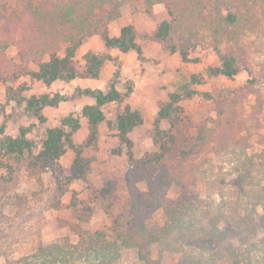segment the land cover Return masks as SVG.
<instances>
[{
  "label": "trees",
  "instance_id": "trees-1",
  "mask_svg": "<svg viewBox=\"0 0 264 264\" xmlns=\"http://www.w3.org/2000/svg\"><path fill=\"white\" fill-rule=\"evenodd\" d=\"M129 1H142L147 13L151 12L154 4H163L169 20L161 21L151 38L166 51L177 52L183 61H189V52L198 45L211 47L221 64L206 67L204 73L207 76L233 78L237 75L241 69L239 58L245 51L242 39L247 32H257L259 28L264 30V16L255 18L253 13L243 18L237 17L236 6L233 4L235 0H0V83L12 82L23 76L46 85L56 80L70 81L76 77L97 78L104 63L107 60L115 61V58L110 54L87 51L82 56L83 64H79L76 52L83 41L92 35H98L107 47H116L122 52L134 49L140 54V47L135 42L130 25L123 26L116 37L108 34L109 22L121 15V7ZM260 8L264 15V0ZM10 46L16 47L18 62L6 56L5 52ZM115 65L106 91L78 87L71 95L32 94L23 98L24 109L44 122L46 117L42 109L45 106L56 107L62 101L79 95H90L95 102L84 105L81 114L88 122L84 145L92 144L97 138L99 124L105 118L102 105L111 101L121 102L132 91L131 86L127 87L125 93L116 88L119 69L118 63ZM260 67L262 75L254 76L250 73L252 78L247 79L239 91L232 93V98L226 99L227 109L224 105H216V117L209 118L211 125L202 124L193 137L187 136L186 123L181 116L183 108L179 104L183 95L190 96L191 93H170L169 100L159 106L154 119L153 142L158 145V150L145 153L139 158L133 155L129 133L133 127L142 123L143 117L137 110L125 105L123 112L116 116L119 140L127 147L128 168L124 179L131 184L132 178L141 174L148 188V197L133 190L134 197L139 194L140 198L133 207L132 204L129 206L132 208L128 207V212L132 211V214L122 216L118 213L114 217L111 234L102 230H86L79 234L76 242L63 240L49 246L39 244L33 253L14 260L7 259L5 264H114L119 260L122 249L133 247L138 250L137 264H164L152 258L150 247L156 243L168 246L173 236L180 240V245L188 248L181 250V257L175 264H219L226 253L227 257H234V254L229 253L233 244L227 247L226 244L222 245L227 241L225 235L230 233L229 230L233 231V217L224 218L223 222L227 226L220 228L221 217H212L208 222H203L194 216H184L193 205V191L189 189L195 185L193 174L198 171L202 176L206 171L194 167L193 163L190 166L184 165V162L189 156L200 152L204 155L203 162H206L207 153L226 150L232 154L235 169H243V178L249 177L250 172L243 164L240 166L242 159L250 160L253 167L259 165L257 172L260 170L262 161L256 163L246 152L249 134L238 135L241 130L249 129L244 119L247 114L235 110L241 98L254 93L255 103L249 116L252 115L254 119L262 113L264 102L258 90L264 87V64H260ZM203 77L192 74L191 81L202 83ZM201 94L210 96L207 92ZM161 120H167L168 129L159 127ZM61 123L68 130L57 126L47 128L42 147L37 153L32 150L33 141L27 137L30 130L28 126H21L19 134L12 137L5 134V124H0V169L7 173V176L1 174L0 179L9 182L14 178L13 162L22 164L29 178L39 179L45 170L53 169L68 145L74 152L71 163L73 171L79 179L86 180L89 164L82 156V144L73 143L71 138L79 128L78 117L68 115ZM186 167H189L188 170ZM170 180L175 181L173 198L166 196ZM70 181L69 177L55 180L56 204H59L58 198L68 191ZM94 196L96 201L104 202L103 208L109 212L123 199L112 180L95 190ZM70 204L77 207L78 201L73 199ZM259 204L264 212V202L255 201L250 203L252 213ZM119 206L127 208L123 204ZM158 211L163 212L164 223H146ZM237 261L232 260L233 263Z\"/></svg>",
  "mask_w": 264,
  "mask_h": 264
},
{
  "label": "rangeland",
  "instance_id": "rangeland-1",
  "mask_svg": "<svg viewBox=\"0 0 264 264\" xmlns=\"http://www.w3.org/2000/svg\"><path fill=\"white\" fill-rule=\"evenodd\" d=\"M253 1L256 3L254 4ZM233 4L236 6L238 18L253 13L255 18L264 16L260 12L262 0H235ZM139 8H141L139 3L137 6L131 4L125 6L123 12L135 15L134 12H140ZM143 18L142 13V16H137L134 21L141 31L143 24L147 32L152 31L159 23L149 18L148 22H145ZM118 21L121 23L120 20ZM130 26L134 28L133 25ZM146 37L150 38V36ZM93 43L95 47L97 42ZM241 43L245 46V51L239 58L241 69L233 78L222 75L207 76L204 73L206 67L219 66L221 62L211 47L206 48L202 45H198L189 52V61H185L186 63L182 66L175 65L176 60L172 56L145 62L141 52L135 55V59L126 55L123 76L116 86L122 93L126 92L128 86H131L132 91L121 102L111 101L103 106L105 120L101 124L96 140L89 145L82 144V156L89 164L86 180L79 179L71 168L73 152L68 145L66 150L70 151H67L55 163L53 169L45 170L39 179L29 178L22 164L16 162H13L14 178L9 182L0 179V264H5L7 259L14 260L33 253L39 244L49 246L63 240L76 242L79 234L86 230L91 232L102 230L111 234L114 217L118 213L122 216L132 214V211L128 212V207L131 204L133 207L140 195L148 197V188L141 174L133 177L131 184L124 179L128 168L127 147L119 140L116 116L123 112L126 104L142 115V123L133 127L129 133L132 140L131 150L134 157L139 158L145 153L158 150L153 137L154 119L159 106L169 100L172 92L180 94L190 92V96L183 95L179 104L183 108L181 116L186 123L187 136L193 137L202 124L211 125L209 118L216 117V105H224L226 108V99L232 98V93L239 91L247 79L252 78V75H262L260 64H264V30L259 28L257 32H247ZM223 48L222 44L221 49ZM109 49L105 47L103 52L106 51L108 54L111 52ZM85 51L86 47L83 44L76 52L79 64H83L82 56ZM5 54L15 62L19 61L15 46H10ZM113 58H115L113 61L115 70L118 58ZM119 65L118 63L120 73ZM247 65H249L248 68ZM104 70V78L95 81V85L106 91L110 86L111 76L108 67ZM192 74L203 75V82H192ZM71 90L72 87L63 85L61 81L48 87L41 81L32 80L28 76L5 84L0 83V124H5V134L15 137L19 134L21 126H28L30 130L27 137L33 141L32 150L37 153L42 147L46 129L57 126L68 130L67 126L62 125L61 120L68 115L79 117L87 99L80 98L62 103L55 108L42 110V114L45 112L46 116V121L43 122L36 115L25 111L23 98H28L32 94H53ZM193 91L199 93H192ZM258 91L264 102V87ZM205 92L210 96L201 94ZM255 98L254 93L245 95L236 104L235 110L237 113L242 110L245 115L247 114L244 119L249 129L241 130L238 135L248 136L249 134L246 152L256 163L262 161L263 165L258 172L259 165L253 167L250 165V160L242 159L240 166L243 164L250 172L249 177L243 178V169H235L232 154L226 150L220 153H207L206 162H203L204 155L201 152L195 156H189L184 162V165L190 166L193 163L194 167L206 170L202 176L198 174V171L193 174L192 179L195 185L189 187L190 191H193V205L190 212L184 216L186 218L194 216L203 222H208L212 217H221L220 228L227 226L223 222L224 218L233 217V223H231L233 231L229 230L230 233L225 235L227 241L222 245L226 244L225 247H227L232 243L233 249H230L229 253L234 254V257H227L226 253L222 260H218L219 264H264V212L261 204L256 205L253 213L250 206V203L255 201L264 202L262 189L264 186V107L262 113L256 115L257 119H253L252 115L249 116ZM159 127L168 129L169 123L167 120H161ZM85 134V131L76 134V144ZM187 147L191 149L190 145ZM174 164L177 165V163ZM188 168L186 167V170ZM1 174L7 176L2 169H0ZM63 177L70 178L69 189L58 198L59 204H56L55 180ZM108 180H112L117 192L123 197L118 206L110 212L104 210V202L94 199L95 190L104 186ZM174 184L175 181L170 180L166 196L175 197ZM133 190L140 192V195L137 194L134 197ZM73 199L78 201L77 207L71 206L70 202ZM120 204L127 208L122 209ZM154 221L159 224L164 223L165 216L162 211L154 212L146 223ZM168 243V246L160 243L152 244L151 255L152 258L159 259L164 264H175L181 257V250H188V248L183 244L180 245V240L175 239V236ZM223 251L226 252L225 249ZM137 260L136 248H124L119 260L114 264H137ZM232 260L238 261L233 263Z\"/></svg>",
  "mask_w": 264,
  "mask_h": 264
},
{
  "label": "crops",
  "instance_id": "crops-1",
  "mask_svg": "<svg viewBox=\"0 0 264 264\" xmlns=\"http://www.w3.org/2000/svg\"><path fill=\"white\" fill-rule=\"evenodd\" d=\"M138 3L140 5V7H141L138 10L140 12H138V13L134 12L135 15H131L130 13L124 14L123 10H124L125 6H129L131 4L137 6ZM142 13L144 14L143 20L145 22H148L147 21L148 18L149 19H153L154 22H159V23L161 21H163V20H169V16H168L167 10L165 9L163 4H161V3L154 4L152 6V8H151V12L147 13L144 10V5H143L142 1H129V2H126L121 7V15L109 22V24H108V34H109V36L110 37L118 36L120 34V29L123 26V24L125 23L124 25L126 26L129 23L130 25L134 26V28L132 30L134 32L135 42L139 45V47L141 49V56L143 57V60H145V62H148L149 60H152V59L159 60V58L161 59V58H166L168 56H172L176 60L175 65L182 66L183 64H185L186 62L181 59V56L177 52L171 53L169 51H166L165 49H163L160 46L159 43H157L156 41H154L151 38L152 34L155 32L156 27L158 25H156L155 28H153L152 31L145 32L144 24H143V27L141 26L142 27V31L138 29V27H137V25H135L134 21L137 19V16H140V15L142 16ZM136 14H138V15H136ZM118 20H120L121 23H118L119 22ZM146 36H150V38L146 37ZM93 42H97V45H95V47H94V43ZM83 44H85V47H86V51L85 52H87V51H95V52H100V53H106V51L103 52V50H105V47L106 48H110L109 49V50H111L110 53H113V54H110L108 52L107 53L110 54L112 57H117L118 58V63L120 64L119 65V68H120L119 79L120 80H121V78L123 76L122 72H123L124 66L126 64V62H125L126 60H124V59H126V55H127V57L129 56V57H132L133 59H135V55H137V52L134 49H130L127 52H122L116 47H107V46H105L103 40L98 35H92V36L87 37L83 41V43L80 45V47ZM160 52H162V54H160ZM138 62H140V61H138ZM106 67H108L110 69L109 75L112 77V73L114 71V64H113V61L107 60L104 63L103 67L101 68V70L99 72V76L97 78L76 77L74 79H71L70 81L56 80V81L52 82L50 85H46L43 82H42V84H44L45 86L49 87L53 83H55L57 81H61V82H63V85H67V86L72 87V90L71 91H65V92H55V93L67 94V95L73 94L75 89L78 88V87L96 89L97 86L95 85V81H98L99 78H101V79L104 78V71H105L104 69ZM111 77H110V79H111ZM30 79L35 80L33 78H30ZM116 88H117V86H116ZM97 89H99V86H98ZM55 93H53V94H55ZM42 94H44V93H42ZM53 94H48V95L52 96ZM80 98L87 99L86 104H93L95 102L93 97H91L90 95H79V96L75 97L74 99L60 102L58 104V106H60L62 103H65V102H68V101H75V100L80 99ZM106 104H104V105H106ZM104 105H102V107H101L102 111H103V106ZM126 105H128V104H126ZM46 108H55V107L45 106L42 110L45 111ZM44 114H45V112L43 113V115ZM104 117H105V115H104ZM104 120H105V118H104ZM104 120L102 122H104ZM78 121H79V128L71 135V138H72V142L76 144V142H75L76 134H78V132H80V131L81 132L85 131L86 134L83 136V139L78 143V144H83L84 145L86 137H87V134H88V122H87L86 117H84L82 114L78 117ZM102 122L99 124L98 131L100 130ZM67 151H70V150H68V149L66 150L65 149L64 154ZM61 157L59 158V160L61 159ZM73 158H74V152H73L72 160H73ZM72 160H71V163H72Z\"/></svg>",
  "mask_w": 264,
  "mask_h": 264
}]
</instances>
